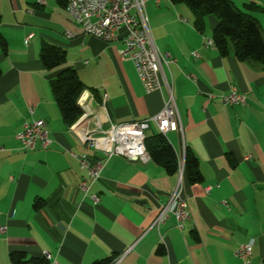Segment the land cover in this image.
I'll return each mask as SVG.
<instances>
[{"label":"crops","instance_id":"crops-1","mask_svg":"<svg viewBox=\"0 0 264 264\" xmlns=\"http://www.w3.org/2000/svg\"><path fill=\"white\" fill-rule=\"evenodd\" d=\"M142 1L152 43L170 60L162 72L180 119L181 133L165 138L178 160L191 151L201 175L198 183L182 178L189 218L178 228L168 214L153 226L177 175L151 161L108 159L88 191L96 204L78 189L87 173L74 156L104 159L79 135L153 117L167 96L164 80L146 92L132 63L119 57L120 42L83 34L66 12L68 0H0V264H13L11 252L24 255L22 264H44L43 251L56 264H240L234 252L251 241L252 264L264 260V68L202 47L218 24L214 16L199 32L185 5ZM230 1L257 22L264 40V0ZM42 45L62 50L64 67L85 87L75 131L61 121L49 87L56 73L41 64ZM232 88L245 96L243 106L219 100ZM32 120L43 123L50 144L23 151L15 136ZM156 133L151 123L146 136Z\"/></svg>","mask_w":264,"mask_h":264},{"label":"built area","instance_id":"built-area-1","mask_svg":"<svg viewBox=\"0 0 264 264\" xmlns=\"http://www.w3.org/2000/svg\"><path fill=\"white\" fill-rule=\"evenodd\" d=\"M41 2V0H39ZM66 12L71 20L81 28L83 34L98 39L106 44L119 41V57L129 60L146 92L159 91L160 81L164 80L166 99L163 107L153 117L126 124H110L106 130L79 135V139L89 148L99 151L104 155L103 161L91 163L85 156H74L80 167L86 170L87 177L78 185V189L84 196L88 195L90 187L100 178L105 163L112 156H120L128 160H138L141 163L150 161L145 149L144 141L146 132L150 124H154L157 132L165 136L169 132H180V119L172 95V84L163 76V66L170 62L168 55L160 53L153 45L148 19L144 12V2L142 0H68ZM31 38L27 36L26 42ZM202 47L214 48L212 39H204ZM193 57H198L192 53ZM103 95L102 103L106 101ZM222 104L227 106H243L245 96L237 92L234 88L230 93L219 97ZM78 104L82 107L83 101L78 99ZM32 114V110L29 111ZM78 122L73 125L72 130H76ZM100 130V129H99ZM23 151H33L37 144L46 149L50 140L41 121L32 120L25 122L22 130L16 134ZM2 148H0V152ZM247 159V158H246ZM184 168V153L182 159L177 162V185L170 195L166 204L160 210L153 222V226L158 227L163 224L171 214L178 228H182L184 222L189 218V208L186 198L182 193V178ZM206 188L205 191H208ZM88 197L93 204L98 203L95 194ZM2 231L4 228L1 229ZM253 242L239 245L234 257L240 264H252ZM43 258L48 264H56L47 251L42 252ZM120 258L114 259L110 264H118ZM264 264V260L260 263Z\"/></svg>","mask_w":264,"mask_h":264},{"label":"trees","instance_id":"trees-1","mask_svg":"<svg viewBox=\"0 0 264 264\" xmlns=\"http://www.w3.org/2000/svg\"><path fill=\"white\" fill-rule=\"evenodd\" d=\"M173 5L183 4L190 9L194 16L193 25L201 32L204 20L214 16L218 20L212 31L211 39L214 48L221 56L229 53L238 61H255L264 68V40L257 22L244 11L238 9L230 0H169ZM251 9V5H245ZM1 22V17H0ZM0 48L5 51L6 42L0 34ZM39 60L48 71H54L55 76L49 81V87L58 109L62 123L66 128L73 126L82 116V109L78 99L85 90L76 72L64 67L65 53L51 45H42ZM145 149L150 161L162 166L167 173L175 174L177 170V155L165 136L157 132L146 136ZM183 178L189 183H198L201 175L197 168V161L188 149L184 151ZM40 204L36 203L35 207ZM13 264H22L24 255L11 252L9 255ZM44 264H48L43 258ZM112 260L105 259L94 264H110ZM35 264H41L37 262Z\"/></svg>","mask_w":264,"mask_h":264},{"label":"bare ground","instance_id":"bare-ground-1","mask_svg":"<svg viewBox=\"0 0 264 264\" xmlns=\"http://www.w3.org/2000/svg\"><path fill=\"white\" fill-rule=\"evenodd\" d=\"M84 119H85V118H83V120H84ZM80 122H82V120H81ZM80 122H79V123H80ZM78 126H79V124H78ZM177 162H179V160H178Z\"/></svg>","mask_w":264,"mask_h":264},{"label":"water","instance_id":"water-1","mask_svg":"<svg viewBox=\"0 0 264 264\" xmlns=\"http://www.w3.org/2000/svg\"><path fill=\"white\" fill-rule=\"evenodd\" d=\"M79 105V107L82 109V107L80 106V104H78ZM82 111H83V109H82Z\"/></svg>","mask_w":264,"mask_h":264}]
</instances>
